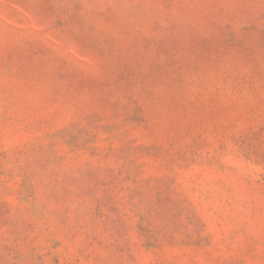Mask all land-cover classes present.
I'll list each match as a JSON object with an SVG mask.
<instances>
[{
  "label": "rangeland",
  "instance_id": "1",
  "mask_svg": "<svg viewBox=\"0 0 264 264\" xmlns=\"http://www.w3.org/2000/svg\"><path fill=\"white\" fill-rule=\"evenodd\" d=\"M0 264H264V0H0Z\"/></svg>",
  "mask_w": 264,
  "mask_h": 264
}]
</instances>
